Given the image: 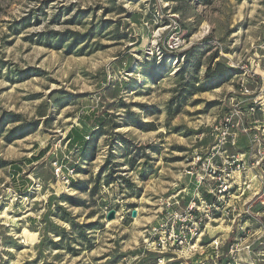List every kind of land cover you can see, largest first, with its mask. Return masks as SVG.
Returning <instances> with one entry per match:
<instances>
[{
  "label": "rangeland",
  "instance_id": "rangeland-1",
  "mask_svg": "<svg viewBox=\"0 0 264 264\" xmlns=\"http://www.w3.org/2000/svg\"><path fill=\"white\" fill-rule=\"evenodd\" d=\"M176 32L183 43L169 48ZM217 62L239 73L218 88L185 90ZM262 78L264 0H0V264H264L258 109L233 116L236 146L212 158L213 167L224 166L227 155L243 164L236 190L250 187L226 200L234 220L210 223L192 253L162 257L143 242L164 201L179 195L182 208L203 192L198 177L210 169L205 159L218 126L250 103L240 81ZM130 114L148 130L132 125ZM100 118L102 132L92 135ZM71 127L91 141L88 158L70 146ZM55 160L88 189L56 177ZM63 194L83 203H67ZM111 209L115 217L106 220ZM89 223L97 226L85 228L81 240L78 229Z\"/></svg>",
  "mask_w": 264,
  "mask_h": 264
},
{
  "label": "built area",
  "instance_id": "built-area-1",
  "mask_svg": "<svg viewBox=\"0 0 264 264\" xmlns=\"http://www.w3.org/2000/svg\"><path fill=\"white\" fill-rule=\"evenodd\" d=\"M182 43V37L176 32L172 34L168 47L178 49ZM250 85H254V87L251 88ZM238 86L240 93L246 95L250 103L241 107V109H235V112L227 113L224 122L218 126L215 143L205 159L210 169L207 173L200 174L197 182L198 186H203L202 190L205 193L199 192V190L195 191L192 199L185 203L182 208L179 207V199H181L179 195H172L164 201L163 216L154 225H149L144 229L143 242L145 250L159 253L162 257L169 253L171 255H177L178 252L192 253L210 223L227 217L228 219L232 217L234 220L233 208L226 200L232 197L239 198L250 187L247 184L246 187H242L240 192L237 191L239 187H236L235 172L243 164H240L237 157L234 159V155L231 157L227 155L224 166L213 167L211 164L213 163L212 158L224 152L226 144L236 146L237 128L233 130L234 124L231 122L235 114L242 118L245 114H254L257 109L264 111L261 107V103L264 102V78L261 81H240ZM259 126L261 135L264 136V122L260 123ZM241 130L246 131V128H241ZM251 143H253V147L258 146L257 152L259 153V138L251 139ZM248 154H250V149ZM197 160H200L199 157H197ZM65 164H57L55 160L54 174L66 184H69L70 180L74 178L75 172L72 167ZM203 170L206 171L205 169ZM211 183L213 184L211 185ZM260 190L264 192V179L262 178ZM247 212L246 210L243 213ZM212 244V247L217 250L219 241L214 239Z\"/></svg>",
  "mask_w": 264,
  "mask_h": 264
},
{
  "label": "trees",
  "instance_id": "trees-1",
  "mask_svg": "<svg viewBox=\"0 0 264 264\" xmlns=\"http://www.w3.org/2000/svg\"><path fill=\"white\" fill-rule=\"evenodd\" d=\"M73 38L75 37H79V38H83V35H78L77 33H71ZM63 40L62 35L57 36L56 39V44H60ZM73 43H71L70 45H72ZM195 46H192V48H190L188 51H186V56L190 57L193 56L194 54L191 55V50H194ZM192 66L197 67V62H195ZM239 73L238 69H234V68H229L228 66H226L225 64L221 63V62H217L215 63L214 66H210L208 67L207 71H206V75L204 77V79L197 85H194V81H187V87L185 88V90H190L191 92H193V90L195 92L197 91H208L214 88H218L220 87L223 83L227 82L230 80V78L236 74ZM146 76L147 78H149L150 80H154V75L152 74V72L150 70L146 71ZM196 80V78H195ZM196 82H198L196 80ZM183 94V93H182ZM184 98V97H183ZM180 101H177L176 105L179 104ZM177 107L174 110V113H177ZM130 122L132 123V125H135L137 127H140L143 130H148L147 124L142 122V121H138L133 114H130ZM105 125V120L104 118H100L99 120H97V129L95 131L92 132V135H98L102 132V128ZM87 135H85L81 130H79L77 127H71L69 129V131L66 134V138L68 140V142L70 143V146L72 147V149L74 151H76L78 148L80 150L81 156L82 158H88L90 156L89 154V147L91 144V141L89 140H85ZM120 141L123 143L124 148H128L129 147V141L124 139L123 137L119 138ZM131 161L129 160V163ZM105 166H102L101 171L102 173L104 172L103 170ZM98 179L99 177L96 176L95 180H93L92 182V186L90 187V189L88 190L89 194H93L98 187ZM111 178L109 177V175H106V178L104 180L105 183H109L111 182ZM70 184L72 187H74L75 189H79V190H87V182L86 181H81V180H70ZM128 186L131 187V183H128ZM61 199L63 201H66L67 203H70L72 205H80L83 203V201H81L78 198L75 197H71L69 195L63 194L61 195ZM95 226H97V224L95 223H89V224H85L83 226H80L78 229V237L81 240H86V238L84 237V229L88 228V229H92L95 228ZM66 234L65 232L62 233L61 238H65ZM54 245L57 243H53ZM89 245V244H88Z\"/></svg>",
  "mask_w": 264,
  "mask_h": 264
},
{
  "label": "water",
  "instance_id": "water-1",
  "mask_svg": "<svg viewBox=\"0 0 264 264\" xmlns=\"http://www.w3.org/2000/svg\"><path fill=\"white\" fill-rule=\"evenodd\" d=\"M115 214H116V210L115 209H111L109 210L107 213H106V220H111L115 217ZM131 215L132 216H135V210H132L131 211Z\"/></svg>",
  "mask_w": 264,
  "mask_h": 264
},
{
  "label": "crops",
  "instance_id": "crops-1",
  "mask_svg": "<svg viewBox=\"0 0 264 264\" xmlns=\"http://www.w3.org/2000/svg\"><path fill=\"white\" fill-rule=\"evenodd\" d=\"M264 122V120L263 121H259V123H263Z\"/></svg>",
  "mask_w": 264,
  "mask_h": 264
},
{
  "label": "bare ground",
  "instance_id": "bare-ground-1",
  "mask_svg": "<svg viewBox=\"0 0 264 264\" xmlns=\"http://www.w3.org/2000/svg\"><path fill=\"white\" fill-rule=\"evenodd\" d=\"M66 187V186H65Z\"/></svg>",
  "mask_w": 264,
  "mask_h": 264
}]
</instances>
